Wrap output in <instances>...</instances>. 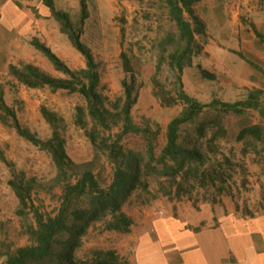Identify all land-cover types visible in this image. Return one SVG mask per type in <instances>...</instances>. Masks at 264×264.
Returning <instances> with one entry per match:
<instances>
[{
	"label": "rangeland",
	"instance_id": "obj_1",
	"mask_svg": "<svg viewBox=\"0 0 264 264\" xmlns=\"http://www.w3.org/2000/svg\"><path fill=\"white\" fill-rule=\"evenodd\" d=\"M52 1L56 10L68 13L74 30L90 48L99 74L97 91L108 112L103 124L90 114L89 104L78 90L28 87L8 69L0 74V264H7V257L18 248L36 245L35 211L44 219L58 215L67 185L76 183L86 171L105 191L119 166L136 174L137 182L116 213L106 209L87 225L73 213L90 209L96 194L88 187L72 194L64 209L65 227L53 236L52 252L27 264H60L70 246L71 259L65 264H98L107 251H116L113 247L117 242L128 238L126 231L110 229L108 223L119 213L131 215L137 206L155 207L161 212L165 204L180 196L196 202L212 198L222 189L234 190L236 195L245 193L256 184L264 191V117L260 112L264 84L247 85L240 80L245 72L240 58L256 60L251 64L264 78V48H258L263 54L261 62L243 54L257 50L253 39L264 46V0L194 1L192 9L204 29L202 34L195 31L190 43L171 13L170 0H85L88 12L81 24L80 0ZM183 17L195 29L185 10ZM34 39L48 46L71 69L86 68L85 57L46 0L34 6L31 27L22 37L19 34L10 48L8 64L30 62L53 76L68 79L32 44ZM123 55L129 59L132 72L126 70ZM200 66L214 78L204 77ZM124 80L132 83L135 99L130 109L135 128L131 129L126 128ZM250 92L257 94L259 107L243 106L234 112L220 104L210 105L178 126L179 146L199 150L201 159L183 158L182 154L176 160L161 158L168 124L187 105L182 93L209 104L214 98L242 101ZM78 107L83 110L81 116ZM15 119L42 140L57 132L72 165L59 169L49 150L18 132ZM242 129L247 130L238 138ZM10 181L21 189L25 205ZM105 230L109 232L104 234ZM121 253L114 255L117 264L126 263V255Z\"/></svg>",
	"mask_w": 264,
	"mask_h": 264
},
{
	"label": "crops",
	"instance_id": "obj_2",
	"mask_svg": "<svg viewBox=\"0 0 264 264\" xmlns=\"http://www.w3.org/2000/svg\"><path fill=\"white\" fill-rule=\"evenodd\" d=\"M39 5L41 0H0V74L8 69L10 48L19 34L22 37L29 31L34 6ZM253 42L257 50L243 54L261 62L263 54L258 48L264 46L258 39ZM240 60L245 70L240 80L247 85L264 84L262 73L251 64L256 60ZM180 197L165 204L161 212L137 206L126 217L130 220L127 229H118L127 232V241L117 242L116 251H109L113 255L123 251L125 264H264L261 185L238 195L222 189L196 202Z\"/></svg>",
	"mask_w": 264,
	"mask_h": 264
},
{
	"label": "trees",
	"instance_id": "obj_3",
	"mask_svg": "<svg viewBox=\"0 0 264 264\" xmlns=\"http://www.w3.org/2000/svg\"><path fill=\"white\" fill-rule=\"evenodd\" d=\"M197 0H170L171 13L177 24L181 28L182 36L190 43L194 40V32L197 31L199 34L203 33L204 24L198 16L194 14L192 9V3ZM47 5L51 9L52 14L61 23L62 28L67 32L70 39L72 40L75 48L85 57L86 68L74 70L68 67L48 46L40 42L38 39H34L32 44L40 49L54 64L57 70L66 73L68 79L60 78L49 74L48 72L41 69L39 66L25 62L21 66L10 64L8 72L15 76L20 82L28 87H40L49 86L52 89L67 88L72 91L78 90L84 95L88 104L90 114L101 121L103 124L106 121V113L108 110L103 104V98L97 91V85L99 82V74L96 69V63L94 56L90 48L82 42L78 32L74 30V25L69 18L68 13L60 10H56L52 0H46ZM81 5V20L80 24L83 23L87 17V4L85 0H80ZM187 11L195 23V29L192 27V23L183 17V11ZM188 46V45H187ZM187 48V47H186ZM185 48V49H186ZM185 49L183 52H185ZM124 56V65L127 71L132 72L129 59ZM176 61L177 58L175 57ZM177 69L182 70V65L178 61ZM201 73L204 77L214 78V74L208 72L206 69L201 68ZM133 76V75H132ZM86 78V82L83 80ZM134 78V77H133ZM77 82L80 85H77ZM124 91L126 93V103L124 111L126 114V128H135L130 119V109L134 103L132 98V83H128L127 80L122 82ZM258 92V91H257ZM182 99L186 102V108L182 111L180 116H176L168 124L167 129V143L163 149L161 158L166 161L167 157H172L174 160L177 159L178 154H182L183 158H195L201 159L202 153L195 149H183L177 143L178 138V126L186 120L192 118L195 114L199 113L204 107L210 105L220 104L227 111L240 112L244 107H259L257 102V94L250 92L246 99L235 102H220L217 99H212L209 104H203L193 99L186 93H182ZM0 101H3L2 92H0ZM261 115L264 117V107H260ZM82 108L78 107V114L81 116ZM44 114L47 116L48 112L45 110ZM16 127L18 132L26 137L28 140L36 145L42 146L50 151L53 160L59 169H63L66 166L72 165L73 161L68 156L63 140L60 138L57 132L47 139L42 140L38 138L28 129H24L20 126L19 122L15 119ZM252 130H257L258 127H253ZM247 129H242L238 135V138H242L244 132ZM199 133L203 132V129H198ZM111 153H115V146L112 147ZM205 177V175H202ZM137 182V175L132 174L122 167H118L115 170L114 180L110 188L105 191L101 189L98 182L94 179L91 172L86 171L74 184H69L66 187L65 197L61 203L60 211L55 217H48L44 219L43 216L35 211V216L38 224L36 231V245L20 247L7 257V264H27L32 261L42 260L49 256L53 250V236L54 234L65 227L64 222V209L67 203L71 199L72 194H80L88 187L93 193H95V204L90 209H84L82 211H74V217L84 219V225H87L91 220L98 218L100 212L110 209L113 213H116L120 209L121 201L128 194L130 189ZM10 184L15 188L16 193L22 204H26L25 196L22 194L21 189L16 186L14 181H10ZM130 224V220L125 217L123 213H119L115 217L114 221H110L107 225L108 228L114 229H127ZM83 227L78 230V233L83 231ZM71 246L66 253L61 257L60 264H65L71 259ZM116 257L112 252L107 251L106 257L98 261V264H117L115 262Z\"/></svg>",
	"mask_w": 264,
	"mask_h": 264
}]
</instances>
